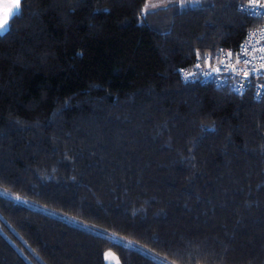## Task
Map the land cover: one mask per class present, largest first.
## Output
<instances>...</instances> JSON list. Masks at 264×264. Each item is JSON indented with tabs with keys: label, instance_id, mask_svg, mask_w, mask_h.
I'll return each mask as SVG.
<instances>
[{
	"label": "trees",
	"instance_id": "trees-1",
	"mask_svg": "<svg viewBox=\"0 0 264 264\" xmlns=\"http://www.w3.org/2000/svg\"><path fill=\"white\" fill-rule=\"evenodd\" d=\"M148 1L9 17L0 264H264V97L180 74L263 21L247 0Z\"/></svg>",
	"mask_w": 264,
	"mask_h": 264
},
{
	"label": "built area",
	"instance_id": "built-area-1",
	"mask_svg": "<svg viewBox=\"0 0 264 264\" xmlns=\"http://www.w3.org/2000/svg\"><path fill=\"white\" fill-rule=\"evenodd\" d=\"M264 0H247L241 5L242 12L251 17L262 20V24L249 29L241 46L236 49L220 48L214 53H205L201 55L191 66L182 67L180 74L186 81H201L204 84H215L220 87H226L232 91L245 92L252 90L255 98L264 97ZM242 48L249 49L247 59L250 60L248 65L236 61V54L240 53ZM233 53L229 58L227 54ZM224 61V64H221ZM235 66L240 71V75H234L233 71L226 70L225 66ZM221 68V72L217 73L215 69ZM255 69L253 72L252 70ZM250 73L249 78L245 81L243 72ZM240 91H237V89Z\"/></svg>",
	"mask_w": 264,
	"mask_h": 264
},
{
	"label": "snow or ice",
	"instance_id": "snow-or-ice-1",
	"mask_svg": "<svg viewBox=\"0 0 264 264\" xmlns=\"http://www.w3.org/2000/svg\"><path fill=\"white\" fill-rule=\"evenodd\" d=\"M20 3L21 0H14V4L13 6L8 10V12L6 13L3 22H0V35H4L5 33L8 32L10 25L8 24V19L9 17L12 18H16L19 14H20ZM261 7H264V5H261ZM262 51H264V49H262ZM249 53V49L247 48H242L240 53L236 54V61L237 63H240L241 60H243V63L245 65H248L250 63V60L247 59V55ZM233 55V53L229 52L227 54V56L229 58H231ZM262 59H264V57H262ZM221 64H224V61H221ZM262 68H264V65L261 66ZM226 70H230L234 72V75H240V71L238 69H235V66H225ZM215 71L217 73L221 72V68L217 67L215 69ZM253 72L255 71V69L252 70ZM250 73L248 71H244L243 72V77L245 78V81L248 80ZM237 91H240V89L238 88ZM107 258V257H106Z\"/></svg>",
	"mask_w": 264,
	"mask_h": 264
},
{
	"label": "rangeland",
	"instance_id": "rangeland-1",
	"mask_svg": "<svg viewBox=\"0 0 264 264\" xmlns=\"http://www.w3.org/2000/svg\"><path fill=\"white\" fill-rule=\"evenodd\" d=\"M176 1H181V0H149L147 4L145 5V8L143 9V12L146 13L147 11L155 10L159 7L166 6ZM13 4H14V0H0V10L6 8L7 9L6 13H7L8 10L13 6ZM6 13L3 15V19ZM105 261H106V264H120L119 258L112 251H108L106 253Z\"/></svg>",
	"mask_w": 264,
	"mask_h": 264
},
{
	"label": "crops",
	"instance_id": "crops-1",
	"mask_svg": "<svg viewBox=\"0 0 264 264\" xmlns=\"http://www.w3.org/2000/svg\"><path fill=\"white\" fill-rule=\"evenodd\" d=\"M6 8L0 10V19H3V15L6 13Z\"/></svg>",
	"mask_w": 264,
	"mask_h": 264
}]
</instances>
